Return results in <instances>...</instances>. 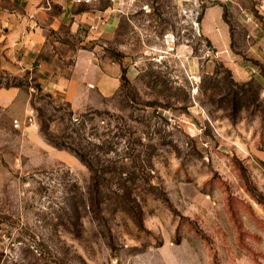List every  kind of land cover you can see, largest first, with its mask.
<instances>
[{
  "label": "rangeland",
  "instance_id": "374dc122",
  "mask_svg": "<svg viewBox=\"0 0 264 264\" xmlns=\"http://www.w3.org/2000/svg\"><path fill=\"white\" fill-rule=\"evenodd\" d=\"M71 6L60 67L87 49L121 86L74 106L0 71V264H264V0Z\"/></svg>",
  "mask_w": 264,
  "mask_h": 264
},
{
  "label": "crops",
  "instance_id": "0c3cea01",
  "mask_svg": "<svg viewBox=\"0 0 264 264\" xmlns=\"http://www.w3.org/2000/svg\"><path fill=\"white\" fill-rule=\"evenodd\" d=\"M117 9L109 4L99 10L108 32L121 18ZM76 15L71 0H0V71L36 72L41 86L61 92L74 106L90 103L96 93L109 97L116 92L120 69L115 62L101 63L94 52L83 49L68 70L60 67L65 56L56 45L64 43L52 36L65 26L73 34L79 31L84 16ZM20 89L1 87L0 95L13 97Z\"/></svg>",
  "mask_w": 264,
  "mask_h": 264
},
{
  "label": "built area",
  "instance_id": "2783aa9c",
  "mask_svg": "<svg viewBox=\"0 0 264 264\" xmlns=\"http://www.w3.org/2000/svg\"><path fill=\"white\" fill-rule=\"evenodd\" d=\"M74 3L76 4H88V5H94L98 2H100V0H72ZM35 120V115L34 112L31 111L28 116H27V120L26 122L32 123ZM15 126L19 127L20 126V121L18 119L14 120Z\"/></svg>",
  "mask_w": 264,
  "mask_h": 264
},
{
  "label": "trees",
  "instance_id": "16d2710c",
  "mask_svg": "<svg viewBox=\"0 0 264 264\" xmlns=\"http://www.w3.org/2000/svg\"><path fill=\"white\" fill-rule=\"evenodd\" d=\"M11 86H17V85H16V84H10V83H7V82L4 83V82H2V81L0 80V88H1V87H7V88H8V87H11ZM81 157H82V156H81ZM82 159H83L84 161H87V163H88V165L90 166V168L93 169L91 163H90L88 160H86V158L82 157Z\"/></svg>",
  "mask_w": 264,
  "mask_h": 264
}]
</instances>
